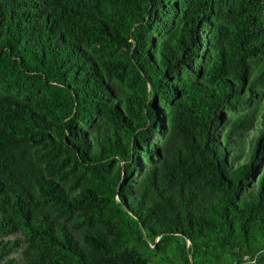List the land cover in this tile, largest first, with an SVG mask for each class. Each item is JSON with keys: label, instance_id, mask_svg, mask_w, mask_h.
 <instances>
[{"label": "trees", "instance_id": "obj_1", "mask_svg": "<svg viewBox=\"0 0 264 264\" xmlns=\"http://www.w3.org/2000/svg\"><path fill=\"white\" fill-rule=\"evenodd\" d=\"M0 264H264V0H0Z\"/></svg>", "mask_w": 264, "mask_h": 264}, {"label": "rangeland", "instance_id": "obj_2", "mask_svg": "<svg viewBox=\"0 0 264 264\" xmlns=\"http://www.w3.org/2000/svg\"><path fill=\"white\" fill-rule=\"evenodd\" d=\"M253 134H254V132H251V133L249 134V138H251V137L253 136Z\"/></svg>", "mask_w": 264, "mask_h": 264}]
</instances>
